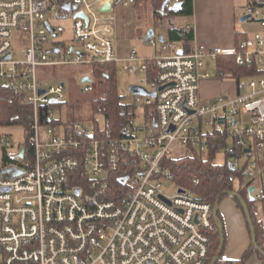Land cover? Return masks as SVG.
Listing matches in <instances>:
<instances>
[{
    "label": "built area",
    "instance_id": "obj_1",
    "mask_svg": "<svg viewBox=\"0 0 264 264\" xmlns=\"http://www.w3.org/2000/svg\"><path fill=\"white\" fill-rule=\"evenodd\" d=\"M133 3L0 0V84L32 111L26 142L0 168L21 172L8 178L0 172V264H207L213 205L174 185L164 161L174 146L182 157L222 152L251 201H264V34L188 50L153 34L147 43L158 55L144 58L130 48L118 58L114 9ZM108 4L111 10L101 11ZM245 14L264 29L263 0H247ZM219 56L259 74L235 80L234 96L205 100L204 61ZM108 63L115 72L141 75L149 88L133 86L155 93L124 95L133 118L119 137L101 108L90 121L63 117L67 85L47 74ZM84 76L91 81L82 82ZM92 82L91 72L81 75V92H91ZM139 108L142 123L135 120ZM0 146L13 144L0 138Z\"/></svg>",
    "mask_w": 264,
    "mask_h": 264
},
{
    "label": "trees",
    "instance_id": "obj_2",
    "mask_svg": "<svg viewBox=\"0 0 264 264\" xmlns=\"http://www.w3.org/2000/svg\"><path fill=\"white\" fill-rule=\"evenodd\" d=\"M176 1L181 3L179 11H172L167 8L163 10L164 0H134L135 27H138L141 12L146 16L150 14L146 27L150 24L152 28H154V22L157 19L191 17L193 15V0ZM169 6H171V3ZM193 38L194 32L191 27H173L168 28L165 32L166 40L180 43L185 50L191 48L190 44ZM85 68L91 72L93 78L92 91L88 93L81 92L80 85L75 86L74 84L75 76L72 73L73 76L69 79L70 85L68 86L70 97L66 103L69 102L71 106L87 104L91 114L95 113L99 108L103 109V116L107 122L106 127L110 130L111 135L119 137L124 128L130 124L133 116L128 113V107L123 103L124 95H120L117 91L114 64H91ZM256 73L259 74V69L238 66L235 63V58L231 56H219L215 62V79L217 80L253 77ZM31 121L32 111L29 106L17 94L0 84V128L21 127L26 136ZM214 159L215 152L211 150L207 156L194 153L192 156H184L179 159L167 158L164 161L166 171L173 176L175 186L191 192L196 200L214 205L220 194L227 191H236L232 184L234 178L239 180L240 186L242 184V180L236 174L232 173L225 165L215 163ZM10 162H12V159L8 157L6 150L2 149L0 168L7 166ZM240 186L236 192L244 199L249 208L255 228L256 244L264 252V201L249 200L246 189ZM224 198L230 197L223 196L221 200ZM232 200L235 202L237 208L242 211L240 203L236 199ZM255 202L261 203V212L258 211V208L254 204ZM218 218L222 221L219 210ZM213 225L207 264H210L215 258L219 247V232L214 221ZM252 254H256L258 258L264 260V257L255 253L254 247L250 243L240 260H225L221 254L216 264L232 262L245 264Z\"/></svg>",
    "mask_w": 264,
    "mask_h": 264
},
{
    "label": "crops",
    "instance_id": "obj_3",
    "mask_svg": "<svg viewBox=\"0 0 264 264\" xmlns=\"http://www.w3.org/2000/svg\"><path fill=\"white\" fill-rule=\"evenodd\" d=\"M247 5V0L243 2V4H238V6H234V0H193V15L189 18V22L181 23L180 26H176L173 24L174 18H171V27L168 25L164 26L160 29V33L157 36H163L165 38V32L168 28H185L191 27L194 32V38L192 43L190 44L192 47H200L209 49L212 47H231L238 43L242 38L247 37L243 34L240 29L235 25L233 17L235 15V11L237 8H240L239 16H245V7ZM126 10L122 7H116L114 12L117 9V13H122L125 17H128V20L125 23V27L123 29V34L125 38L132 39L135 37L136 27L134 26L135 17H134V7L129 6ZM124 9V10H123ZM251 19V18H250ZM249 20V19H248ZM253 20V19H252ZM247 21V20H246ZM152 28L149 24L148 27H145V34L148 29ZM155 28V27H154ZM153 29V34H155ZM164 32V33H162ZM116 33V32H115ZM264 34V30L262 33ZM239 35V36H238ZM145 36V35H144ZM130 48H134L131 45L125 44L122 46L119 44V41L115 40V52L118 58H124L128 50ZM136 49V48H135ZM137 54L138 50L136 49ZM139 56V55H138ZM147 58L145 56H140ZM206 63L213 64L214 73H215V63L206 59L204 61L205 71L208 73L206 68ZM209 74V73H208ZM210 78H211V74ZM232 81L235 83V80L232 78H226L217 80L218 83H227L228 81ZM207 81L201 82L200 91H204V84ZM234 88L232 92L228 91L223 93H228L233 96L236 94V83L234 84ZM209 87V85H208ZM208 87H206L208 89ZM235 91V92H234ZM214 93L211 92L210 95ZM201 98L203 97L200 94ZM210 97V96H209ZM219 211L221 214V223L223 226V234H224V246L222 255L225 260L230 261H238L242 257L245 250L251 243V235L249 232V228L247 226L246 219L244 217L243 212L237 208L235 202L230 198H224L220 201ZM237 234L239 236V241L233 237V234ZM245 264H264V260L260 259L256 256V254H252L246 260Z\"/></svg>",
    "mask_w": 264,
    "mask_h": 264
},
{
    "label": "rangeland",
    "instance_id": "obj_4",
    "mask_svg": "<svg viewBox=\"0 0 264 264\" xmlns=\"http://www.w3.org/2000/svg\"><path fill=\"white\" fill-rule=\"evenodd\" d=\"M245 0H234V6H238V4H243ZM126 10H128L129 8H125ZM115 10V9H114ZM124 10V9H123ZM117 11V9H116ZM114 12V28H115V35L117 40L119 41V44H121L122 46H124L125 44H129L131 46H133L134 48H136L138 50V55L139 56H145V57H151L154 55H158L160 53L159 49H153L147 42H145L144 40V34H145V27L147 26L146 23L149 22V17L150 14H148L147 16L141 12L140 13V17L138 20V27L136 28L135 31V37H133L132 39H127L125 38L124 34H123V29L125 27V23L128 20V17H125L122 13L120 12ZM134 11V10H133ZM241 9L237 8L235 11V15L233 17L234 23L235 25L240 29V31L245 34L247 37H252V35L254 33H262L263 32V28L260 26L259 22L256 20H252L249 19L247 21L244 22H240V18L241 16H239ZM190 17H175L173 20V24L176 26H180L181 23H186L189 22ZM168 20H171V18H165V19H157L154 22V32L155 35H158L161 31L159 29V27L162 29L164 26L167 25ZM62 26L64 27H68V23L65 21H61L60 22ZM135 26V23H134ZM164 33V32H162ZM67 36V37H65ZM65 38H69L68 34H65L61 39L63 40ZM86 67V66H85ZM81 66V67H76V66H68V67H61V68H56L54 71H56V73L53 75L52 70H49L47 72L48 76L54 79H59L62 82H64L67 85V90H66V101L69 99L70 94H69V88L68 86L70 85V81L69 79H71L72 73L75 76V86L76 85H80V77L81 75L89 72L88 70H86V68ZM206 68L209 74H211V78L208 80V82L203 83L205 86L203 88L204 91H200V94L204 98L205 100L208 99H213L216 98L220 95H226L228 93H223L228 91L227 89H229V92H232V89L234 88V82L232 81H228L227 83H218L215 81V73H214V66L213 64L210 63H206ZM91 79V78H90ZM115 79H116V87H117V91L120 95H127L128 94V90L131 86L133 85H141L144 86L145 88H149L148 85L146 84V82L142 83L141 82V75H135V74H129L127 72L121 71V70H116L115 72ZM58 82V81H57ZM57 82H52L49 81L48 83L50 85H55ZM93 83V82H92ZM72 85V83H71ZM209 85V87H208ZM93 86V84H92ZM208 87V89L206 88ZM81 88V85H80ZM73 90V89H71ZM74 91V90H73ZM212 93V95H210ZM235 92V91H234ZM248 93V90H244L243 94ZM229 95V94H228ZM85 96V95H82ZM210 96V97H209ZM231 96V95H230ZM234 96V95H233ZM125 100L127 102H130V98L129 97H125ZM61 107H63V117L67 118V119H80V120H91L93 118V114H91L89 107L87 104H83V105H76V106H71V104L65 103L64 105H62ZM142 119H143V112L142 109L139 108L138 110H136V117L135 120L137 123H142ZM0 136L1 139L3 138H7L9 139L13 146L10 149H7L6 152L9 155H12V151L15 150V148L18 145L24 144L26 142V136L23 132V129L21 127H4V128H0ZM172 157L174 159H179L182 157L183 152L177 147L174 146L172 149V153H171ZM0 162H1V146H0ZM214 162L219 164V165H223L224 164V155L222 154V152H220L218 155H216ZM232 184L233 187L236 191H238L239 186H240V182L239 180L236 178H234L232 180ZM166 186V184L164 185ZM168 187V185H167ZM255 206L258 208V211L261 212V203L259 202H255L254 203ZM233 237L235 239H237V241H239V236L235 233L233 234Z\"/></svg>",
    "mask_w": 264,
    "mask_h": 264
},
{
    "label": "water",
    "instance_id": "obj_5",
    "mask_svg": "<svg viewBox=\"0 0 264 264\" xmlns=\"http://www.w3.org/2000/svg\"><path fill=\"white\" fill-rule=\"evenodd\" d=\"M170 3H171V6H169ZM165 8H167L169 10H172V11H179L180 8H181V3L177 2L176 0H164L162 9L164 10ZM65 9L66 10H70V4H67L65 6ZM110 10H111L110 4L106 5L104 8L101 9V11H106V12H109ZM77 16L81 17L85 21H87V19L81 13H78ZM248 19H250V16L249 15H245V16L240 18V22H244V21H246ZM152 36H153V29L150 28V29L147 30V32H146V34L144 36L145 42H147ZM162 40H163V36H159V42H162ZM178 53L180 54L181 51H178ZM81 81L82 82H90L91 79L89 77H87V76H84V77H82ZM128 91H129L130 94H138V95H142V96L155 97V93H149L144 88L139 87V86H131ZM52 102H54V101H52ZM23 151H24V149L21 148L20 152L18 154L19 158L23 157ZM11 170L12 169L10 167H8V168H5V169H0V172L4 175L5 178L14 177V176H17V175H19L21 173L19 170H14L13 173L11 175H9ZM248 191L250 192V191H252V189L250 188ZM179 192H182V191L179 190ZM75 194L76 195L78 194V190L75 191ZM223 196H227V197H230L232 199H236L240 203V205L242 207V211H243L244 217L246 219V222H247V225H248V228H249V232H250V235H251V243H252V245L254 247V251H255V253L261 255L262 257H264V252L262 250H260L259 247L256 244L255 228H254V225H253V222H252V217H251V214H250V211H249V208H248L246 202L239 195L238 192H236V191H227V192L222 193V194H220L218 196V198L216 199V201H215V203H214V205L212 207V218H213L214 224L216 225V228H217V230L219 232V247H218V251L216 253L215 258L211 261L210 264H216L217 260L219 259V257L222 254L223 246H224L223 226H222V223H221L220 219L218 218L219 204H220V200H221V198ZM248 199L251 200V196L249 194H248Z\"/></svg>",
    "mask_w": 264,
    "mask_h": 264
}]
</instances>
